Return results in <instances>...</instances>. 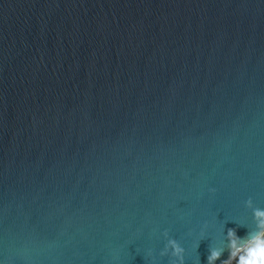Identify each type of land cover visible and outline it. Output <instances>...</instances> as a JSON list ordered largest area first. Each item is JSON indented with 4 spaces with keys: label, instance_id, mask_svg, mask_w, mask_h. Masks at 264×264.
<instances>
[{
    "label": "water",
    "instance_id": "water-1",
    "mask_svg": "<svg viewBox=\"0 0 264 264\" xmlns=\"http://www.w3.org/2000/svg\"><path fill=\"white\" fill-rule=\"evenodd\" d=\"M249 197L264 0H0V264H207Z\"/></svg>",
    "mask_w": 264,
    "mask_h": 264
},
{
    "label": "clouds",
    "instance_id": "clouds-1",
    "mask_svg": "<svg viewBox=\"0 0 264 264\" xmlns=\"http://www.w3.org/2000/svg\"><path fill=\"white\" fill-rule=\"evenodd\" d=\"M244 204L252 210L253 225L247 226L248 231L243 237L237 235V230L233 227H228L226 232L222 231V237L209 247L207 264H217L218 261L219 264H264V207L257 206L251 197L245 200ZM208 223L205 221L204 228ZM204 228L198 234L197 246L199 239L206 235ZM162 235L165 243L159 255H167L169 264H185L186 249L182 243L171 236L168 229H164ZM226 249L229 255L222 259ZM151 251L149 249L150 253Z\"/></svg>",
    "mask_w": 264,
    "mask_h": 264
}]
</instances>
